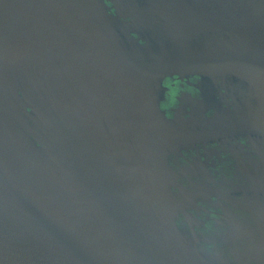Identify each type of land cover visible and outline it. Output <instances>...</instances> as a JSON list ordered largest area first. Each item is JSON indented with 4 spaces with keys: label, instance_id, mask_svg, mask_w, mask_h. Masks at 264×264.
I'll return each instance as SVG.
<instances>
[{
    "label": "water",
    "instance_id": "water-1",
    "mask_svg": "<svg viewBox=\"0 0 264 264\" xmlns=\"http://www.w3.org/2000/svg\"><path fill=\"white\" fill-rule=\"evenodd\" d=\"M0 264H264V0H0Z\"/></svg>",
    "mask_w": 264,
    "mask_h": 264
}]
</instances>
